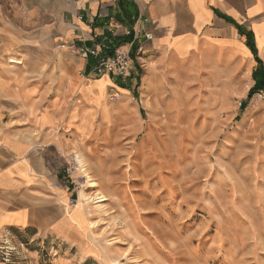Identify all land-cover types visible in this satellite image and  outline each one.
Masks as SVG:
<instances>
[{
    "label": "rangeland",
    "instance_id": "1",
    "mask_svg": "<svg viewBox=\"0 0 264 264\" xmlns=\"http://www.w3.org/2000/svg\"><path fill=\"white\" fill-rule=\"evenodd\" d=\"M255 30L262 52L264 23ZM239 47L248 69L213 48L153 94L102 100V84L96 135L69 156L80 233L4 244L0 262L264 264V89L250 96L259 64Z\"/></svg>",
    "mask_w": 264,
    "mask_h": 264
},
{
    "label": "crops",
    "instance_id": "2",
    "mask_svg": "<svg viewBox=\"0 0 264 264\" xmlns=\"http://www.w3.org/2000/svg\"><path fill=\"white\" fill-rule=\"evenodd\" d=\"M261 23L264 0H0V248L80 233L65 201L79 195L69 156L96 135L102 84V100L139 85L153 94L213 48L242 62L240 44L252 56L250 32L264 62ZM102 43L107 56L135 48L128 81L105 74L96 85L105 75L80 50ZM12 54L23 64L10 65Z\"/></svg>",
    "mask_w": 264,
    "mask_h": 264
},
{
    "label": "built area",
    "instance_id": "3",
    "mask_svg": "<svg viewBox=\"0 0 264 264\" xmlns=\"http://www.w3.org/2000/svg\"><path fill=\"white\" fill-rule=\"evenodd\" d=\"M150 37V36H148ZM106 43H102L99 48H82L80 53L84 57L94 56L98 60L94 74L102 76L110 74L116 77L126 78L131 73L132 51H115L112 55H105L103 49H107ZM11 65H22L23 60L19 56L9 58Z\"/></svg>",
    "mask_w": 264,
    "mask_h": 264
},
{
    "label": "trees",
    "instance_id": "4",
    "mask_svg": "<svg viewBox=\"0 0 264 264\" xmlns=\"http://www.w3.org/2000/svg\"><path fill=\"white\" fill-rule=\"evenodd\" d=\"M247 46L252 50L254 53L256 60L259 64V67L253 72V77L256 81L254 87L250 91V96L255 93L259 92L264 89V62L258 57V51L254 42L253 34L252 32L247 33ZM112 54V53H111ZM135 54V48H133L132 56ZM118 84L121 85V82L118 81ZM243 106V103L241 104V107Z\"/></svg>",
    "mask_w": 264,
    "mask_h": 264
},
{
    "label": "bare ground",
    "instance_id": "5",
    "mask_svg": "<svg viewBox=\"0 0 264 264\" xmlns=\"http://www.w3.org/2000/svg\"><path fill=\"white\" fill-rule=\"evenodd\" d=\"M263 25V24H262ZM258 29V28H257ZM262 29V28H261ZM264 31V30H263ZM258 33V32H257ZM263 33V32H262ZM263 37V36H262ZM262 44V43H261ZM239 47V46H238ZM262 55L264 56V47H262ZM13 56V55H12ZM17 56V55H16ZM9 59V58H8ZM250 65V61H249V59L246 57V56H244V55H242V62H241V67H242V69H248V66ZM248 80V79H247ZM251 80V79H250ZM249 82V81H248ZM251 82V81H250ZM102 112V111H101ZM86 173V172H85ZM89 179V178H88ZM84 194V193H83ZM84 198V197H83ZM80 201V200H79Z\"/></svg>",
    "mask_w": 264,
    "mask_h": 264
}]
</instances>
